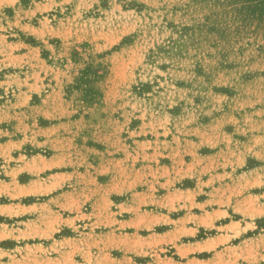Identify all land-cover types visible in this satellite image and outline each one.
<instances>
[{"label": "rangeland", "instance_id": "obj_1", "mask_svg": "<svg viewBox=\"0 0 264 264\" xmlns=\"http://www.w3.org/2000/svg\"><path fill=\"white\" fill-rule=\"evenodd\" d=\"M0 264H264V0H0Z\"/></svg>", "mask_w": 264, "mask_h": 264}, {"label": "crops", "instance_id": "obj_2", "mask_svg": "<svg viewBox=\"0 0 264 264\" xmlns=\"http://www.w3.org/2000/svg\"><path fill=\"white\" fill-rule=\"evenodd\" d=\"M82 149L89 151V144L84 142L82 144ZM59 155L60 154L51 155L49 160L48 158L47 160H45L47 161L46 165H50V167L46 169H54V168H58L61 166V164L59 163L62 161V159L60 158L61 156ZM69 158H70V161L73 163L72 169H67V170L65 169L62 172H53L52 173L53 178H51L49 181H46L44 184H42L41 187H36L35 185L37 183L34 180H28L25 183L26 192L29 194H34V195H37L38 192H39L38 194H41V195H48L46 201H47V205L50 206V208L65 209V208L72 207L75 205L76 206L80 205L82 201H84L82 194L86 193L85 192L86 190L84 191L82 190V188L86 189V187L83 186L84 185L83 179H79V177L81 176H87V177L94 176L95 177V173H93L91 170H87V169L83 170L82 168L83 166H80V165L87 164L85 163V161H88V162L90 161V154L88 155L84 154L80 157L79 155H76L74 153ZM96 168H98V164L95 167V169ZM109 170L114 171L113 168H109ZM62 185H66V186L70 185L71 187H68L62 192H60L58 191V187ZM136 185H137L136 177L132 176L130 180L116 178L112 172L111 176L102 182V187L104 189L103 201L106 203H109V200H111L112 197L123 196L125 193H129L130 191H132L133 187ZM28 189H32L36 192L28 190ZM90 197L92 199L93 205L96 206V202H98L99 200L96 193L95 192L92 193V191H90ZM40 222H41V219L39 216L33 220V223H36L37 232H38L37 235H39L40 240L50 239L54 235V233L58 231L57 223H53V222L40 223ZM117 222H119L118 217L114 219L113 223L116 225ZM28 224H31V223H28ZM26 230L27 229L25 228L24 231Z\"/></svg>", "mask_w": 264, "mask_h": 264}]
</instances>
